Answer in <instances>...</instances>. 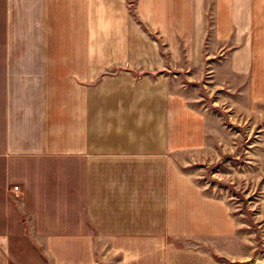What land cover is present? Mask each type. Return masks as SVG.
<instances>
[{
  "label": "crops",
  "instance_id": "crops-1",
  "mask_svg": "<svg viewBox=\"0 0 264 264\" xmlns=\"http://www.w3.org/2000/svg\"><path fill=\"white\" fill-rule=\"evenodd\" d=\"M182 59L264 117V0H0V264H230L227 204L172 166Z\"/></svg>",
  "mask_w": 264,
  "mask_h": 264
},
{
  "label": "rangeland",
  "instance_id": "rangeland-1",
  "mask_svg": "<svg viewBox=\"0 0 264 264\" xmlns=\"http://www.w3.org/2000/svg\"><path fill=\"white\" fill-rule=\"evenodd\" d=\"M211 35L207 33L206 38ZM172 55L179 56V49ZM207 77L199 64H187L184 59L172 63V166L203 185L204 194L218 197L228 206L233 234L205 245L215 257L230 264H264L263 112L258 113L257 105L247 100L245 107L251 105L254 110H229L225 87L212 91ZM243 100L235 97L241 105ZM212 136L220 139L218 157L194 147L195 137ZM28 259L35 264L33 255Z\"/></svg>",
  "mask_w": 264,
  "mask_h": 264
},
{
  "label": "built area",
  "instance_id": "built-area-1",
  "mask_svg": "<svg viewBox=\"0 0 264 264\" xmlns=\"http://www.w3.org/2000/svg\"><path fill=\"white\" fill-rule=\"evenodd\" d=\"M18 189V188H17Z\"/></svg>",
  "mask_w": 264,
  "mask_h": 264
}]
</instances>
